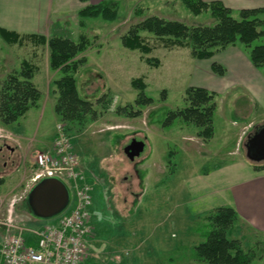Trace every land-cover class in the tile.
I'll use <instances>...</instances> for the list:
<instances>
[{
  "label": "rangeland",
  "instance_id": "rangeland-1",
  "mask_svg": "<svg viewBox=\"0 0 264 264\" xmlns=\"http://www.w3.org/2000/svg\"><path fill=\"white\" fill-rule=\"evenodd\" d=\"M136 8L142 9L141 17L134 16ZM150 16L187 26L213 25L208 14L194 17L179 0H126L113 22L80 20L79 28L68 29L70 38L64 39L77 43L84 37L88 41L87 49L75 58L86 61L74 79L78 96L92 104L95 117L89 113L75 121L62 120L54 113L57 94L52 83L62 74L49 68L47 47L30 42L21 47L7 45L0 38V87L28 61L36 68L32 82L40 92L37 105L16 123L8 127L0 123L1 139L12 143L4 149L0 141V176H5L0 186V219L7 217L9 204L15 200L11 215L17 226L33 230L51 222L34 221L27 215L25 185L35 169V153L51 149L55 127L63 124L80 167L92 179L94 233L83 264H125L146 256L157 264H204L195 258L189 243L197 242L194 233L200 217L190 214L187 185L190 178L211 172L219 158L233 148L234 132L239 128L234 123L258 114L255 104L240 93L227 99L214 95L212 140L204 141L198 137L199 129L179 118L162 127L169 112L185 107L183 95L193 84L194 59L187 49L167 50L146 34L142 36L153 49L148 57L160 61L158 69L145 65L138 51L125 49L122 37ZM256 45H264V38L253 43ZM140 77L146 85L145 95L153 100L143 108L134 105L137 91L130 85ZM127 105L141 115L128 118L115 113ZM143 136L152 139L151 145L147 142L141 156L129 161L123 147L131 138ZM13 145L21 152L9 151ZM254 236L239 222L232 238L243 240L245 249H252L259 241Z\"/></svg>",
  "mask_w": 264,
  "mask_h": 264
},
{
  "label": "trees",
  "instance_id": "trees-1",
  "mask_svg": "<svg viewBox=\"0 0 264 264\" xmlns=\"http://www.w3.org/2000/svg\"><path fill=\"white\" fill-rule=\"evenodd\" d=\"M83 2L86 0H82ZM181 5L192 16L208 14L213 21L212 26H187L178 21L150 16L132 26L122 37V46L130 51H138L141 60L150 68L158 69L160 61L148 57L152 47L142 34L150 35L162 43L167 50L187 49L196 60L211 59L216 53L227 47L243 49L251 64L259 69L264 67V45L253 46V43L264 37V19L258 10H240L234 12L221 2H204L202 0H179ZM143 11L136 8L134 16L141 17ZM80 20L101 19L113 22L118 18V6L99 3L87 5L78 12ZM0 36L7 45L23 46L30 42L36 46H45L49 50V68L59 71L62 76L52 84L57 94L54 113L62 120L75 121L86 114H93L92 104L82 100L77 93L74 76L85 59L75 60L88 47L84 37L77 43L71 40L52 37L45 39L37 36H21L13 32L0 31ZM240 45V46H239ZM211 69L217 75H224V69L212 64ZM36 68L28 61L21 63L19 71L11 72L0 87V123L8 127L16 123L40 100V92L32 82ZM131 88L137 91L134 105L147 107L153 100L145 95L146 85L143 79L136 78L130 82ZM165 92V91H163ZM214 94L202 88L188 87L184 91L182 110L171 111L162 123L168 127L175 119L199 129L198 137L208 141L213 137V114L215 111ZM101 102V99H98ZM106 107V106H105ZM115 113L119 116L137 118L140 110L132 106L118 107ZM144 139V137H142ZM12 146L2 140L1 145ZM17 149L16 145H13ZM259 171L264 166H255ZM5 176H0V186ZM196 232L202 241L194 247L195 258L204 264H255L264 257V241L254 243L251 249H245L243 240L232 238L239 225V217L229 207H220L200 216Z\"/></svg>",
  "mask_w": 264,
  "mask_h": 264
},
{
  "label": "crops",
  "instance_id": "crops-1",
  "mask_svg": "<svg viewBox=\"0 0 264 264\" xmlns=\"http://www.w3.org/2000/svg\"><path fill=\"white\" fill-rule=\"evenodd\" d=\"M125 1L0 0V31L13 32L21 36L43 37L45 39L58 36L70 38L69 32H71V29L79 28L78 12L82 8L87 5L106 3L116 4L119 9ZM202 1H219L234 12L261 9L262 13L259 17L264 19V0ZM214 63L224 69V75L220 76L213 73L211 65ZM262 68H255L243 49L227 47L216 53L211 59H194L193 84L189 86L205 89L214 95L223 96L225 99L240 93L249 98L250 102H253L256 106L257 115L242 122L234 123L239 128L234 132L233 148L229 149L222 158H219L220 162L212 166L211 172L190 178L192 180L187 185L189 191L187 205L190 207L192 217H200L220 207H229L238 215L241 225L255 234L254 241L258 239L264 241V168L259 171L254 168L255 166H264V161L259 163L249 161L246 158L244 143L255 127L264 124V74L261 72ZM17 137H20V135H17ZM143 137L144 139L141 140L145 144L148 142L151 145L152 139L149 136ZM11 149L15 152L14 148ZM17 149L19 151L18 147ZM80 169L90 185L92 179L89 173L81 167ZM34 173L35 169L30 174L29 181ZM9 179H13V177L10 176ZM141 199L142 196L138 200ZM91 217L93 218V211ZM92 218L91 224L94 231ZM194 236H197V242H189L193 250L202 241L197 233H194ZM244 236L242 234L240 237L246 239ZM118 261L120 262V260ZM157 263V260L153 261L150 256L143 259L133 258L125 262V264ZM255 264H264V257Z\"/></svg>",
  "mask_w": 264,
  "mask_h": 264
},
{
  "label": "built area",
  "instance_id": "built-area-1",
  "mask_svg": "<svg viewBox=\"0 0 264 264\" xmlns=\"http://www.w3.org/2000/svg\"><path fill=\"white\" fill-rule=\"evenodd\" d=\"M33 164L29 185L56 178L68 189L70 202L50 223L30 230L12 220V200L9 214L0 219V264H83L93 235L91 187L63 124L55 127L51 149L37 152Z\"/></svg>",
  "mask_w": 264,
  "mask_h": 264
},
{
  "label": "water",
  "instance_id": "water-1",
  "mask_svg": "<svg viewBox=\"0 0 264 264\" xmlns=\"http://www.w3.org/2000/svg\"><path fill=\"white\" fill-rule=\"evenodd\" d=\"M245 144L246 158L255 163L264 161V124L256 127L253 136ZM144 143L132 140L124 147L123 154L134 161L143 151ZM70 193L66 186L56 178L42 179L28 192L25 206L28 214L39 221L52 220L68 207Z\"/></svg>",
  "mask_w": 264,
  "mask_h": 264
},
{
  "label": "flooded vegetation",
  "instance_id": "flooded-vegetation-1",
  "mask_svg": "<svg viewBox=\"0 0 264 264\" xmlns=\"http://www.w3.org/2000/svg\"><path fill=\"white\" fill-rule=\"evenodd\" d=\"M256 129V128H255ZM255 129H253V131L248 135V137L246 138V141H245V143H244V150H245V153H246V149H245V144L248 142V138L249 137H251V136H253V134H254V132H255ZM132 140H136V141H138V142H143V140H141V139H138V138H135V137H133L132 139H130V141L124 146V147H126V146H128L130 143H131V141ZM144 143V142H143ZM4 149H7V147H6V145H4ZM123 147V148H124ZM144 149H145V143H144V147H143V151H144ZM2 151V149H0V152ZM9 151H13L11 148L9 149ZM143 151L140 153V155H139V157L141 156V154L143 153ZM138 158V157H137ZM135 160V159H134ZM7 166V164L6 163H3V167H6Z\"/></svg>",
  "mask_w": 264,
  "mask_h": 264
}]
</instances>
